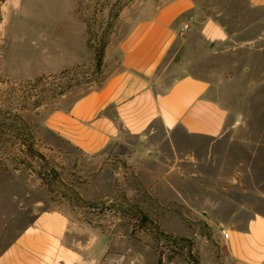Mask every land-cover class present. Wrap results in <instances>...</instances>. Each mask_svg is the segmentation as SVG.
Listing matches in <instances>:
<instances>
[{
  "label": "rangeland",
  "instance_id": "rangeland-1",
  "mask_svg": "<svg viewBox=\"0 0 264 264\" xmlns=\"http://www.w3.org/2000/svg\"><path fill=\"white\" fill-rule=\"evenodd\" d=\"M168 1L123 0L118 12L101 13L95 0H0V105H12L20 83L71 69L73 88L60 102L69 106L118 70L124 36ZM193 1L196 20L162 63L160 81L167 84L184 73L208 78L212 94L234 116L249 120L250 131L228 126L221 137L212 138L169 134L156 125L130 145L86 154L44 128L48 108L41 106L27 123L35 132V147L60 178H52L50 185L42 182L38 163L28 164L23 153L16 166L8 153H18L19 146L4 143L0 254L40 212L57 209L70 218L68 242L94 264H224L229 227L219 224L215 208L226 207L228 192L245 197L232 192L230 176L253 155L264 156V150L246 142L264 141V4ZM93 15L101 25H93L90 35L83 19ZM207 18L226 29L227 42L204 37ZM105 29L108 42L98 66L95 48ZM142 215L150 219L146 226Z\"/></svg>",
  "mask_w": 264,
  "mask_h": 264
},
{
  "label": "crops",
  "instance_id": "crops-1",
  "mask_svg": "<svg viewBox=\"0 0 264 264\" xmlns=\"http://www.w3.org/2000/svg\"><path fill=\"white\" fill-rule=\"evenodd\" d=\"M193 9V0H170L136 21L120 42L119 68L104 86L85 93L68 110L51 112L44 125L86 154L130 145L156 125L169 134L184 131L212 138L221 137L228 126L249 132V120L234 116L212 94L208 78L184 73L167 84L160 81V67L181 27L191 29L196 20ZM201 32L214 43L228 40L226 29L212 18L203 21ZM246 142L264 150V141ZM258 161L264 163V156L253 155L230 176L232 192L245 197L228 192L226 207L215 208L219 224L229 227L223 238L224 264H264V164ZM69 232L70 218L63 211L40 212L0 254V264H94L68 242Z\"/></svg>",
  "mask_w": 264,
  "mask_h": 264
},
{
  "label": "trees",
  "instance_id": "trees-1",
  "mask_svg": "<svg viewBox=\"0 0 264 264\" xmlns=\"http://www.w3.org/2000/svg\"><path fill=\"white\" fill-rule=\"evenodd\" d=\"M122 1L123 0H115L114 2L111 0H95V4L96 8L101 13L105 10H109L110 13L116 10L118 12L123 5ZM91 18H93V20H91ZM83 21L87 24V33L93 35L91 27H93V25L95 26V24H99L97 17L93 15L90 19H83ZM99 25H101V22ZM103 32L104 34L99 39V45L95 48L98 66L102 64L104 49L108 42L107 29ZM70 72L71 69H64L58 73L44 72L33 79L26 80L20 83L21 89L18 91V98H15L10 102L12 105H0V151L3 150L6 141H12L13 146L18 145L19 147H15L17 148L18 153H14L13 151H9L8 153V155H10V157L16 162L15 165L20 166V158L18 157V154L23 153L26 160H31L28 164L31 165L33 164L32 162L38 163L40 169L37 171V174L42 182L47 185L51 184L50 180H59V172L55 167L50 166L46 156L41 152L37 145L35 147V132L28 125L27 117L35 110V113L37 114V109L41 106H46V108H48L45 118L55 110H68L77 99L85 94L77 96L67 107L60 105L63 96L67 95L73 88L70 78L68 77ZM105 83L106 81H103L96 87V89L102 88ZM43 126L48 132L53 133L45 125ZM44 162L46 165H44ZM149 221L150 219L146 215H142L140 220L142 226H146ZM179 240L188 242V239L184 237H181Z\"/></svg>",
  "mask_w": 264,
  "mask_h": 264
},
{
  "label": "built area",
  "instance_id": "built-area-1",
  "mask_svg": "<svg viewBox=\"0 0 264 264\" xmlns=\"http://www.w3.org/2000/svg\"><path fill=\"white\" fill-rule=\"evenodd\" d=\"M188 29H189V25H188V24H184V25L181 27V29H180V31H179V34H180V35L184 34L185 32L188 31ZM227 236H228V233H224V237H227Z\"/></svg>",
  "mask_w": 264,
  "mask_h": 264
}]
</instances>
